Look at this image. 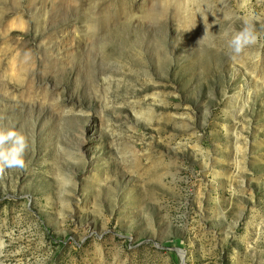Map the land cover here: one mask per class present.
Segmentation results:
<instances>
[{
    "label": "rangeland",
    "instance_id": "1",
    "mask_svg": "<svg viewBox=\"0 0 264 264\" xmlns=\"http://www.w3.org/2000/svg\"><path fill=\"white\" fill-rule=\"evenodd\" d=\"M0 128V264H264V0H0Z\"/></svg>",
    "mask_w": 264,
    "mask_h": 264
},
{
    "label": "clouds",
    "instance_id": "2",
    "mask_svg": "<svg viewBox=\"0 0 264 264\" xmlns=\"http://www.w3.org/2000/svg\"><path fill=\"white\" fill-rule=\"evenodd\" d=\"M227 36L228 34L225 33ZM257 36L251 26L247 25L240 31L234 32L227 40L230 58H235L241 54L247 47L254 45ZM29 149V139L21 131L15 129L0 128V175H3L6 169L27 168L25 154Z\"/></svg>",
    "mask_w": 264,
    "mask_h": 264
},
{
    "label": "bare ground",
    "instance_id": "3",
    "mask_svg": "<svg viewBox=\"0 0 264 264\" xmlns=\"http://www.w3.org/2000/svg\"><path fill=\"white\" fill-rule=\"evenodd\" d=\"M181 257H182V258H181L182 263L185 264V258H184L185 256H184V254H183L182 252H181Z\"/></svg>",
    "mask_w": 264,
    "mask_h": 264
}]
</instances>
